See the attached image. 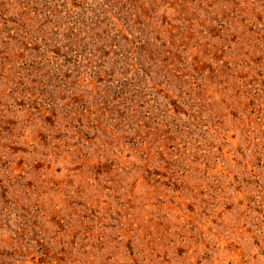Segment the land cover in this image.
I'll use <instances>...</instances> for the list:
<instances>
[{
  "label": "rangeland",
  "instance_id": "1",
  "mask_svg": "<svg viewBox=\"0 0 264 264\" xmlns=\"http://www.w3.org/2000/svg\"><path fill=\"white\" fill-rule=\"evenodd\" d=\"M0 264H264V0H0Z\"/></svg>",
  "mask_w": 264,
  "mask_h": 264
}]
</instances>
